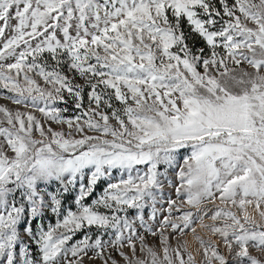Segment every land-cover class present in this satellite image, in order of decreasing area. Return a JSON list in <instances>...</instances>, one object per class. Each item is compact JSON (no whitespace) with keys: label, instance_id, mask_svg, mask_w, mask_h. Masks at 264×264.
<instances>
[{"label":"snow or ice","instance_id":"6c2138e0","mask_svg":"<svg viewBox=\"0 0 264 264\" xmlns=\"http://www.w3.org/2000/svg\"><path fill=\"white\" fill-rule=\"evenodd\" d=\"M0 89V264H264V0H0Z\"/></svg>","mask_w":264,"mask_h":264},{"label":"rangeland","instance_id":"374dc122","mask_svg":"<svg viewBox=\"0 0 264 264\" xmlns=\"http://www.w3.org/2000/svg\"><path fill=\"white\" fill-rule=\"evenodd\" d=\"M201 46H202V45H201ZM69 75H71V74H69ZM76 82L82 83V81L79 79V77L76 78ZM41 83H42V82H41ZM8 95H11V94L8 93L7 90L0 89V105L8 107V108H9L10 110H12L13 112H15L16 110H19V111H21V112H29V111H30V112H33V114L36 115L38 119H41V120L43 121V116H42L41 113H39L38 111H35V110L32 109L31 107H29V108H25L23 105H15V104H13L10 100H8V99L5 98V97L8 96ZM66 100H67V103H64V102H58V106H59L60 108H62V109H63V108H67V109H68V111L64 113V116H65V117H74V116H76V115H79L80 112H79V110L75 109V107L73 106L72 101H71V97L66 96ZM87 104H88L87 99H85V106H87ZM0 117H2V114H0ZM52 126H53V127H56V128L59 127L58 125H55V124H53ZM65 127H66V126H65ZM89 134H91V135H95L96 133H89ZM113 175H114L115 177H117V178H118V176H119V174H118V173H115V172L113 173ZM105 186H106V182H101V183L97 186V188H96V190H95V193H94V196H93V197H90V198L88 199L87 202H88V203H91V200H92L93 198H97V197H99V196L102 194V192H103V188H104ZM55 187H56L55 185H52V186L49 187L48 190H49V191H54V190H55ZM164 193H165V200L160 201V202L157 203V208L160 210V212L158 213L157 222H155L154 225H153L154 227H156V225L158 224V221H159L160 219H163V215H166V214H167V212H166L167 207H168V205H167V203H166V199H167V197L170 195L171 198H172L173 200H176V199H177V198H176V194H175L174 189L169 188L167 185H165ZM75 194H76L75 192L71 193V194L67 197V199L65 200V207H66V208H67V207H72L73 210H75V206H74V204L72 203ZM178 202H179V201H178ZM185 210H187V206H185ZM193 211H194V210H193ZM149 212H150V208H146V209H145V219H146V220L148 219V213H149ZM178 215H180V213H176V212L173 213V216H178ZM55 221H56V217H55V215L52 214L51 212H48L47 215H46V216L44 217V219H43V223H44L45 225H47L48 223L55 224ZM205 222H206V223H207V222H210V221L207 219V217H205ZM186 231H187V230H186ZM197 231H198L202 236H204L205 239L208 238V235H209V234H208L206 231L201 230V229H199V228H197ZM140 232L143 233V229H140ZM95 233H96V229L93 228L91 234H95ZM144 234L146 235L147 242H148L150 245H158V243H159V235H157L156 237H153V236H151V235H148L147 233H144ZM166 234H170V236H171V238H170V243H171V245H172L173 247H176V246H177L178 240H181V241H182V239H184V238L179 237V234H178V233H172L171 229H168ZM189 235H191L190 232L188 233L186 239H188V236H189ZM82 238H83V233H78L77 236L74 238V240H75V239H82ZM25 239H27V238L25 237ZM104 239H105V240H108V239H110V237H109V236H104ZM214 239H215V237H214ZM195 243H196V242H195ZM196 244H197V243H196ZM196 246L198 247V244H197ZM123 251H125V252H129V249H128L127 247H125V248L123 249ZM250 251H252V253H253L254 255H257V256H260V255H261V253H259V252L256 251L255 249H250ZM109 255H111L114 259H116V260L119 262V264H124V261H123L122 257L119 255V253H118L115 249H113V248H111V247H109V248H107V249L105 250V252H104V258L107 259ZM89 256L93 257V260H92V261H89V260H88V257H85V264H103V260H101V259L95 257L93 252L90 251V252H89ZM109 264H110V262H109Z\"/></svg>","mask_w":264,"mask_h":264},{"label":"bare ground","instance_id":"6f19581e","mask_svg":"<svg viewBox=\"0 0 264 264\" xmlns=\"http://www.w3.org/2000/svg\"><path fill=\"white\" fill-rule=\"evenodd\" d=\"M188 240H189V242H190V244L192 245L193 248L197 247L196 246L197 244L195 243V241L192 240L191 235L188 236Z\"/></svg>","mask_w":264,"mask_h":264}]
</instances>
